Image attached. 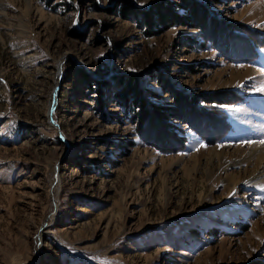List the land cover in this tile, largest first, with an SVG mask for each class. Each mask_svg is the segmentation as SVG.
Segmentation results:
<instances>
[{
	"label": "rangeland",
	"instance_id": "rangeland-1",
	"mask_svg": "<svg viewBox=\"0 0 264 264\" xmlns=\"http://www.w3.org/2000/svg\"><path fill=\"white\" fill-rule=\"evenodd\" d=\"M262 88L264 0H0V264H264Z\"/></svg>",
	"mask_w": 264,
	"mask_h": 264
},
{
	"label": "trees",
	"instance_id": "trees-1",
	"mask_svg": "<svg viewBox=\"0 0 264 264\" xmlns=\"http://www.w3.org/2000/svg\"><path fill=\"white\" fill-rule=\"evenodd\" d=\"M149 14H150V12L145 13V16H146L147 18H148V16H149V18H150V15H149ZM149 18H148V21H149L148 24L150 25V23L152 24V21H151ZM99 103H102V101H99ZM154 109H155V110H159V109L156 108V107H154L153 110H154ZM155 113H156V112H155ZM162 113H165V112H163V111H161L160 113H159V111L157 112V114H159V115L162 114ZM154 117H156V116L154 115ZM154 117H153V118H154ZM160 117H161V116H160ZM153 118H152V119H153ZM191 122H195V121L192 120ZM189 123H190V122H189ZM191 124L193 125V123H191ZM221 125H222V126H221V129H223V131H220V133L225 134V133L227 132L228 125H227L226 121L223 120L222 117H221ZM190 126H191V125H190ZM191 127H193V128L196 129V126H191ZM197 129H198V128H197ZM220 133H219V134H220ZM223 134H222V135H223ZM222 135H221V137H222ZM176 140H177V146H178V145H179V141H181V140H180V139H176Z\"/></svg>",
	"mask_w": 264,
	"mask_h": 264
},
{
	"label": "snow or ice",
	"instance_id": "snow-or-ice-1",
	"mask_svg": "<svg viewBox=\"0 0 264 264\" xmlns=\"http://www.w3.org/2000/svg\"><path fill=\"white\" fill-rule=\"evenodd\" d=\"M260 91H264V88L260 89Z\"/></svg>",
	"mask_w": 264,
	"mask_h": 264
}]
</instances>
